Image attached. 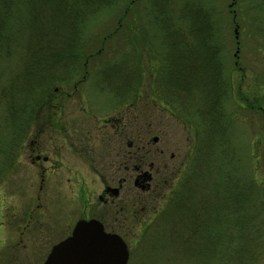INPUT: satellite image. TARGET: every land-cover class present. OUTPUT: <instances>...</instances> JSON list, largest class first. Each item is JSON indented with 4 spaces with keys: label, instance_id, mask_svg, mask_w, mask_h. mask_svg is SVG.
<instances>
[{
    "label": "rangeland",
    "instance_id": "obj_1",
    "mask_svg": "<svg viewBox=\"0 0 264 264\" xmlns=\"http://www.w3.org/2000/svg\"><path fill=\"white\" fill-rule=\"evenodd\" d=\"M199 1L212 21L211 38L218 60L215 64L221 66L226 90L224 148L220 146L219 129L209 136L216 148L212 146V151L207 148L210 140L205 133L206 115L195 111L196 92L193 90L192 96L188 89L191 79L206 78L205 71L198 75L197 68L191 69L204 65L206 55L204 49L203 53L199 48L190 49L196 36L198 43L203 40L202 30L194 33L188 28L189 19H199V25L205 23L206 19L199 14L190 18L193 15L185 13L183 21H178L183 27L179 34L184 48L176 49L171 19L160 14L164 23L157 24L148 0H136L132 13L126 17L128 25L134 23V31H129L127 21L122 22V30L97 52L102 37L115 27L120 13L115 5L112 11L102 10L86 19L80 43L68 47L67 55L64 51L58 53L64 36L59 35L58 39L57 0H30L29 4L20 0L19 9H26L22 21L15 18L17 1L14 5L15 0H0V41H6L9 50L0 60V129L4 128L0 142H4L6 149L11 148L12 158L8 163L0 155V264H42L51 246L65 237V231L81 214L82 206L67 199L69 191L63 186L64 181L60 186L64 203L59 208L55 164L58 138L48 127L47 131L37 132L40 125L58 124L61 91L71 96L64 100L60 122L73 123L80 130L82 141H76L74 146L88 148L89 156L68 155L77 171L93 180L95 190L99 173L115 167L113 154L122 139L127 146L133 143L131 148L124 141L121 143L127 156L135 150L136 143L144 147L142 169L153 180L148 192L134 188L132 179L125 185L121 194L125 200V224L114 219L118 216L114 211L117 207L98 213L97 204L89 206L90 212L103 218L104 230L119 235L126 243V264H264V115L247 105L254 96L264 108V0ZM16 33L17 38H13ZM35 44L52 48L54 55L37 63H21L22 52ZM78 52L94 54L84 68H79L81 61L73 58ZM43 53L47 54V49ZM70 61L77 74L50 82L51 90L56 91L54 99L46 107L25 108L24 114L36 113L35 117L25 133L11 137L13 121L7 105L13 102L10 99L15 95L21 68L48 62L51 66L45 74L58 77V67ZM172 68L181 73H176L174 79ZM60 70L59 75L63 76L66 71ZM101 73L109 74L102 78ZM176 76L184 85L177 83ZM11 80L14 90L9 95L5 86ZM119 112L122 123L117 133L121 137L104 122ZM152 137H157V141L152 142ZM36 147L49 157L48 162L31 163ZM220 158L224 159L221 167ZM133 162L128 161V166ZM133 173L130 169L129 174ZM229 179L237 183V189L228 190L226 185V189L220 188V180ZM172 189L176 193L186 192L179 214L166 209ZM81 194V188H76L73 199L79 201ZM174 220H178L179 228L173 226ZM207 233L220 238L219 244L229 242L230 247L217 250L216 254L205 253Z\"/></svg>",
    "mask_w": 264,
    "mask_h": 264
},
{
    "label": "trees",
    "instance_id": "obj_2",
    "mask_svg": "<svg viewBox=\"0 0 264 264\" xmlns=\"http://www.w3.org/2000/svg\"><path fill=\"white\" fill-rule=\"evenodd\" d=\"M16 1H17V9L15 8V18H17L19 21H22L21 20L22 19V13L26 9L24 11L22 10L23 8L19 9L18 4H19L20 0H15L14 5L16 4ZM26 1H27V4H29L30 0H26ZM41 1L45 2L46 0H41ZM49 1L56 2V0H49ZM57 1H58V16H59L58 17V39H59V35H60V38L62 35L64 36V38H63L64 45L61 47L58 46V53H61L64 51V54L68 55L67 48L71 47L72 45L75 46L76 44H78V42L80 43L81 30L84 28L83 25L89 16H93L95 14L97 15V14H99V11H102V10L103 11L104 10L105 11H112L113 6H115V5H118L117 9H118V11H120L119 15L117 16V18L115 20V27H113V29H111L109 32H107V34L104 37H102L101 42H100L101 46L99 47L97 52H100L101 50L104 49V47H103L104 43L109 38L116 36V34H118L120 30H122L121 29L122 28V22L125 23V21H127L126 23H127V27L129 29V31H131V32L134 31V27H135L134 23L132 22L131 24L128 25V23L130 21L126 17L130 13H132V8H133L134 4L136 3V0H57ZM148 3H149V7H151L150 8L151 14L154 13L152 15V17H154V21L157 24L158 23L159 24L164 23L163 20L161 21L162 16L167 18V20L171 19V23H172L171 28L175 32L174 47L176 49L177 48H180V49L184 48V46H183L184 41L182 40V42H181V39H180L181 35L179 34V32L183 29V27L180 25V23H178V21L179 22L183 21L182 15L185 13H190L189 15H193L190 18H194V16H196L194 14H197V15L199 14V16H201L204 19V21L206 19L205 23H203L201 25H199V19L198 20H196V19H189L188 20V23H189L188 28H190L192 31H194V33L201 32V30L203 31V35H201V37L203 36L202 37L203 40H199L200 43H198L197 36H196L193 44L190 47L191 51L192 50L198 51V48H199L200 53H203V49L205 50L204 53H206V55L203 58V60H204L203 64L204 65L200 66L199 69H198V67H194V66L191 67V69L197 68L196 73L198 75L199 74L201 75L202 70L205 71L206 78H203V76H201V78H202L201 80H200V78H198L197 80L191 79V85H190V88L188 86V89H190L192 96L194 95L193 90L196 92L194 97H193V98L197 99L195 111L200 113V114H203L204 116L206 115L205 118L207 120V123H205L204 126H205V128L207 127V129L205 130V133L208 135V138L210 140L207 148L210 151H212V149H213L212 146L214 147V149H216L215 145H214V141L210 137H212L211 134L216 133L219 129H220V146L223 147L224 142H222V141L225 139V137H223V135H224L225 123H226V119L224 116L225 115L224 114V106H223L224 96H225V91H226L225 90V84H224L225 80H224L223 75H222L223 72H222L221 66L218 68L215 64L216 61H218V60H217L216 56L214 55V53H215L214 49L216 46L214 45L213 39L211 38L212 31H213V25H212V21L208 17V14H209L208 10L201 6V3L199 0H148ZM168 9H169V11H167ZM160 14L162 16H160ZM164 14H166V15H164ZM65 18H67V19H65ZM23 31H26V30H21V32H23ZM10 36L11 35H8V38H10ZM12 36H13V38L14 37L17 38L18 33H16L15 36L14 35H12ZM6 43L7 42L4 40L0 41V60L2 59L1 57L6 56L7 53L9 52V50L6 46ZM196 43L199 44V46L201 45V47L195 45ZM202 46H204V47H202ZM27 48H29V47H27ZM43 49H47L48 53L47 54L43 53ZM71 51L72 50H70V48H69V55H70ZM54 53H55V51L52 48H49V47L41 48L40 44H35V45H33V47L31 46V49H29L25 53L22 52V54H21L22 62L21 63H24L25 60H27L26 64L30 63V61L32 63H37V62H39V60L43 61L46 59H50L47 57H49L50 54L52 57L54 55ZM92 56L94 57V54H92V53H90V54L83 53L80 55L78 52L75 54V56H73V58L81 61L82 64H78L79 68H84L86 63L89 60L93 59ZM68 58H69V56H68ZM67 63L68 62H66V64L64 66H60L61 68L58 67V77H52V76L48 77L45 74V72L47 71V67L49 69V66H51V64H48V62L44 63V64L42 63L39 66L35 64L33 67L24 65V67L21 68V74L19 75V77H21V78L18 79V84L16 85L15 90L13 89V87L11 88V83L13 82L12 80L6 84L5 89L9 90V95L13 93V90L15 91V95L13 93L12 99H10L13 102H11L10 105H7L8 116H10V119L13 121L11 126H10V127H12V128H10L11 137H13V135L20 136V134L25 133L28 125L30 124V122L35 117L36 113L33 114V113L29 112L27 115L24 114L25 108L30 107V108L34 109V108H38L39 106H42V105H43V107H46L54 99L53 97H55L56 91L51 90L50 85H51L52 81H54V80H60L61 81L62 79L65 78L64 76H66V77L70 76L71 77V75L77 74L76 69L74 68V64H72L73 62H71L70 64H67ZM69 65H71V67ZM66 67H68V69H65ZM62 68H64V71H66V72L64 73V75L61 74L63 76H60L59 74L62 71L60 69H62ZM170 70H171L172 75L170 73ZM170 70H169V75H171V78H173V79H174V75L176 73L181 74L177 70V68H172ZM26 71H27V73H25ZM84 73H85V70H83V74ZM191 73H192V70H191L190 74ZM107 74H109V73H101V76L104 75L102 78L106 77ZM190 74L188 72L189 76H190ZM175 78L178 79L177 80L178 84L180 83V84L184 85L183 81L180 78H178L177 76ZM196 85H197V87H196ZM28 90L30 92H27ZM35 95H36V97H34ZM219 96H220V101H218V103H217L216 101L218 100ZM242 97H244V99H247L243 94H242ZM32 100H33V103H32ZM258 103L259 102L257 100L255 101L254 96H253V98L248 99L247 105H248L249 109H255L257 111L259 110L258 112L261 115H264V113H263L264 108H263V106H260ZM13 118H14V120H13ZM211 119H212V122H209V121H211ZM218 120H220L219 123H218ZM7 122L8 121L6 120L5 123L9 125V123H7ZM211 123L214 124V126L211 127L210 126ZM8 125H7V127H8ZM209 126H210V128H209ZM2 129H4V128L0 129V138H3V135H2L3 130ZM6 134L8 135V133H6ZM22 136L23 135H21V138H22ZM9 138H10V135H9ZM11 139L12 138H10V140ZM5 140L6 139H4V141ZM218 140H219V138H217L215 140V142L218 143ZM17 143H19V139H18ZM11 145L14 146L13 144H11ZM5 146H4V142L1 141L0 142V155H1L2 160H5V162L9 163L12 159L11 158V148L9 147L6 149ZM211 154L212 153H210L209 156H211ZM210 158L212 159V156ZM223 160H221V158H220V167H221V163H223ZM208 174L210 176L212 174L215 175L214 173H211V174L208 173ZM0 181H1V178H0ZM224 185H226L228 187L227 188L228 190H232L235 188L237 189V183L233 182L230 179L227 181H223V182L220 180V188L224 189L225 188ZM199 189L200 188H198L197 190H199ZM239 189H240V187H239ZM171 193H170L171 196L170 197L168 196L169 197L168 198V205H167L166 209L170 208L171 210H173L174 213L179 214L182 212L181 207H183V205H185L184 203H185V199H186V192L182 191V192L176 193L175 190H173ZM171 210L169 211V215L171 213ZM162 212H164V211H162ZM174 221H175V223L173 224V226L178 227V220H174ZM169 229H170V227H169ZM164 235L165 234H163L161 236L164 237ZM205 235H206L205 239L208 240L207 243L205 244L208 247V249H206L207 252H205V253L216 254V253H218L217 250L219 251V250H223L224 248L227 249L228 247H230L229 242L219 244L220 238L211 237V236H209L208 233ZM220 258H219V261H220Z\"/></svg>",
    "mask_w": 264,
    "mask_h": 264
},
{
    "label": "flooded vegetation",
    "instance_id": "obj_3",
    "mask_svg": "<svg viewBox=\"0 0 264 264\" xmlns=\"http://www.w3.org/2000/svg\"><path fill=\"white\" fill-rule=\"evenodd\" d=\"M58 124L56 123H49L45 125H40V129L37 130V132H44L45 130L49 129L52 133L55 132L57 135L58 145L57 149L55 150V164L58 168V206L60 209H62V205L64 203V194L61 192V183L64 181V185L66 188H68L69 195H67V199L72 201V204L74 205H81L82 211L79 216L73 223L72 227L69 230H66L65 237H67L74 226V224L80 220H89V219H97L101 222V224L104 227L103 218L101 216L94 214V212L89 211L90 205H98V213L100 212H107L108 209L111 208V206L117 207L114 211L118 214L117 217H115V221H119L121 224H125V208H124V201L121 199V194L124 192V187L127 184L128 181L132 179V185L136 189H140L143 192H148L151 188V183L153 178L151 177L149 173V178L147 181L144 180V176L142 175L144 170L142 169V150L144 149L143 145L135 144V150H133L131 153L128 154L127 152L123 151V148L121 145L122 141L125 142V139L121 140L120 145H116V150L114 151L113 156L116 158L115 167L107 172L103 171L104 173H99V182L96 184L97 189L94 188V183L92 182V179H88V174L84 175L82 172L77 171V169L74 167L73 161L69 157L68 154L79 157V156H89L88 155V148L85 147H76L74 146V143L76 141L80 142L82 141V134L79 129L74 127L73 123H61L60 120L62 118L61 116V109L64 104V100L68 99L71 96V93L61 91L58 92ZM61 117V118H60ZM106 123L110 124V126L114 130V134H116L118 131L121 130V123H122V115L120 112L117 116L111 115L110 117H107V119H104ZM79 130V131H78ZM117 136L121 137V133H117ZM50 138V137H49ZM56 138V139H57ZM117 141H115L116 143ZM137 142V141H136ZM81 143V142H80ZM133 145L132 142H129L127 147H130ZM35 149V148H34ZM148 151V149H147ZM146 151V152H147ZM32 152V150H31ZM33 159L31 160V163H35L38 160H41L43 162H48L49 157L42 154V150L38 147H36L35 150H33ZM30 156V155H29ZM92 158V157H90ZM71 161V162H69ZM92 161V160H91ZM128 161H134L132 166H128ZM151 163V162H150ZM92 164V163H90ZM112 164V162L110 163ZM93 166V165H92ZM149 168L152 167V164L148 165ZM94 167V166H93ZM110 167V165H109ZM132 169L134 172L133 174H129V170ZM94 170V168H93ZM123 172V174H121ZM41 174V173H40ZM42 176V175H41ZM80 178L79 184H77V179ZM42 179V177H41ZM76 188H81V195L83 198L79 199V201H75L73 199V191ZM115 189V191H113ZM71 192V195H70ZM95 195V201L93 199ZM65 197V198H66ZM103 215V214H102ZM71 223V224H72ZM69 224L67 226V229L71 226ZM68 231V232H67ZM64 237V238H65ZM62 238V239H64ZM61 239V240H62ZM60 241V240H59ZM58 241V242H59Z\"/></svg>",
    "mask_w": 264,
    "mask_h": 264
},
{
    "label": "water",
    "instance_id": "obj_4",
    "mask_svg": "<svg viewBox=\"0 0 264 264\" xmlns=\"http://www.w3.org/2000/svg\"><path fill=\"white\" fill-rule=\"evenodd\" d=\"M142 175L147 181L149 172ZM127 260V246L119 235L106 232L97 219H80L67 237L50 248L42 264H126Z\"/></svg>",
    "mask_w": 264,
    "mask_h": 264
}]
</instances>
